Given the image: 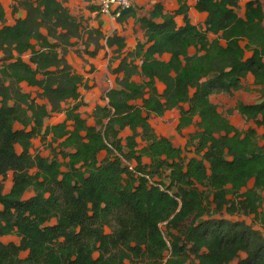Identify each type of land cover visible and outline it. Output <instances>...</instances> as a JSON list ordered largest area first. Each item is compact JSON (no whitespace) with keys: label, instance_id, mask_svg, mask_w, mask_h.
I'll use <instances>...</instances> for the list:
<instances>
[{"label":"trees","instance_id":"trees-1","mask_svg":"<svg viewBox=\"0 0 264 264\" xmlns=\"http://www.w3.org/2000/svg\"><path fill=\"white\" fill-rule=\"evenodd\" d=\"M14 1L25 16L13 25L0 3V264H264V234L224 218L264 222V100L234 108L262 134L239 130L211 101L246 89L250 75L264 92L261 1L240 16L242 0H195L204 27L184 0L172 12H121L116 22L135 19L144 40L128 51L117 32L107 38L123 54L91 125L80 92L90 87L67 61L81 22L65 0ZM172 110L179 133L197 127L192 157L150 123ZM54 114L65 119L47 125ZM38 138L50 156L33 153ZM12 236L19 242L3 241Z\"/></svg>","mask_w":264,"mask_h":264},{"label":"rangeland","instance_id":"rangeland-1","mask_svg":"<svg viewBox=\"0 0 264 264\" xmlns=\"http://www.w3.org/2000/svg\"><path fill=\"white\" fill-rule=\"evenodd\" d=\"M132 0L131 8L137 12L138 17L148 16L149 12L153 9L154 5L151 1L142 0ZM190 6V17L194 25L199 27H204V22L206 20V15L198 13L194 9L195 1L194 0H184ZM249 0H242L241 9L238 10L240 16L244 15V6ZM264 7V0H260ZM4 11H5V24L13 25L17 18L25 16V12L20 9L16 11L18 5L14 0H0ZM97 4L99 0H84L82 6H75L71 9L72 15H74L78 21L82 24V36L79 39L72 41V46L69 48L67 54V61L72 65V67L79 73H81L87 82V85L90 89H82V100L84 106L81 108L83 117L88 121L89 124H93V112L98 105H105V94L115 87L116 76L112 74V69L117 67L120 55L116 52V48H109L107 46V38L114 34L115 32H129L127 38V46L135 43L136 40L140 39L141 29L139 24L135 19L130 18L123 25L118 24L112 18H109L104 21L103 14L97 12ZM178 6L177 0H165L164 8L167 11H171ZM96 12V13H95ZM103 22V25L100 29L102 36L95 33V30L99 28V22ZM179 24L182 23V18H178ZM3 24L0 23V29ZM44 33H46L44 31ZM120 34V33H119ZM132 34V35H131ZM210 38H213L210 36ZM130 49V47H129ZM128 50V49H126ZM90 52H96L95 57L90 56ZM191 54H195V50H191ZM250 54H248V57ZM26 61H29L30 54H26L23 57ZM95 62H92L91 60ZM244 86L246 89L234 92L232 94H214L211 96L212 102L218 106L219 112L226 116L233 125H235L239 130H247L249 128L257 129L259 134L263 133L262 128H258L253 121H246L238 111H235L234 108L238 102H243L245 104H256L264 100V92L260 90L262 87H256L253 84L252 77L247 79ZM159 90L163 91L164 86L158 84ZM23 90L26 93H30L32 97L37 98L39 103L44 101L38 98L40 91L37 88H31L24 84ZM187 107V106H186ZM230 110H233L230 113ZM179 118V110H172L167 112L163 117H152L150 123L154 128L155 132L160 136L168 137L176 147L182 148L185 150L186 157L193 156V148L186 149L187 141L193 133L197 131L196 126H191L181 133L177 131ZM64 119L63 114H54L50 119H47L46 122L49 125H54L61 122ZM33 153H40L43 157L50 156V149L47 144L42 142L39 138L34 140ZM104 156V154H103ZM148 162V160L146 161ZM253 185V182L250 183V187ZM12 186V175L4 183V192L8 193L11 190ZM30 192L28 195H32ZM264 213V205L261 209ZM225 219L230 221H245L246 223L253 226L256 230H259L264 234V222L259 221L254 218V216H228L224 215ZM162 230L165 231V226L162 225ZM3 241L8 243L10 241L19 242V239L15 236L5 237ZM98 256V255H96ZM245 255H242V257ZM238 260L233 264H237ZM130 264V263H127Z\"/></svg>","mask_w":264,"mask_h":264},{"label":"crops","instance_id":"crops-1","mask_svg":"<svg viewBox=\"0 0 264 264\" xmlns=\"http://www.w3.org/2000/svg\"><path fill=\"white\" fill-rule=\"evenodd\" d=\"M140 1H142V0H138L137 2H140ZM148 1H151V3L155 6L157 3H162L163 4V6H164V4H165V0H148ZM178 1V0H177ZM195 1V0H194ZM84 4V0H65V5L70 9V8H73V7H75V6H82ZM178 7L179 6H177V8H175V9H173V10H171V11H167V10H165L166 12H172V11H174V10H176V9H178ZM99 6H98V4H97V12H99ZM70 11H71V9H70ZM96 13V12H95ZM104 16H103V19H104V21L105 20H107V19H109V18H112L114 21H116V18H117V16L114 14V12H112V13H110V14H103ZM206 15V14H205ZM24 17V16H23ZM177 21H178V18H177ZM182 24V23H181ZM140 26V25H139ZM141 29V28H140ZM120 33V34H119ZM118 34L121 36V37H124L125 39H126V43H127V38L126 37H128V35H130L129 34V32L127 31V32H119ZM113 35V34H112ZM111 35V36H112ZM132 35V34H131ZM110 37V36H109ZM140 39H142L141 41H143L144 40V32L142 31V29H141V33H140ZM135 39V43H133L132 45H128L127 46V48L126 49H128V51H130V50H133L134 48H135V46H136V44H137V41L138 40H136V38H134ZM129 47H130V49H129ZM92 62H95L93 59L91 60ZM81 74V73H80ZM252 76L250 75L249 76V78L248 79H250ZM252 79H253V77H252ZM245 84V83H244ZM24 86V84L22 85V87ZM83 89V88H82ZM81 89V90H82ZM81 90H80V92H81ZM212 101V100H211ZM64 119H65V116H64ZM63 119V120H64ZM62 120V121H63ZM61 121V122H62ZM46 124H47V122H46ZM57 124V123H56ZM47 125H49V124H47ZM55 125V124H54ZM91 125V124H90Z\"/></svg>","mask_w":264,"mask_h":264},{"label":"built area","instance_id":"built-area-1","mask_svg":"<svg viewBox=\"0 0 264 264\" xmlns=\"http://www.w3.org/2000/svg\"><path fill=\"white\" fill-rule=\"evenodd\" d=\"M132 0H99V12L101 14H110L114 12L119 16L121 12L131 7Z\"/></svg>","mask_w":264,"mask_h":264}]
</instances>
